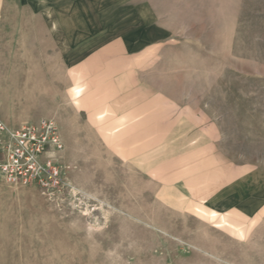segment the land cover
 <instances>
[{
    "label": "rangeland",
    "instance_id": "1",
    "mask_svg": "<svg viewBox=\"0 0 264 264\" xmlns=\"http://www.w3.org/2000/svg\"><path fill=\"white\" fill-rule=\"evenodd\" d=\"M123 2L148 41L81 72L0 0V118L63 143L60 188L0 181V264H264V0Z\"/></svg>",
    "mask_w": 264,
    "mask_h": 264
},
{
    "label": "crops",
    "instance_id": "2",
    "mask_svg": "<svg viewBox=\"0 0 264 264\" xmlns=\"http://www.w3.org/2000/svg\"><path fill=\"white\" fill-rule=\"evenodd\" d=\"M18 1L35 22L28 45L51 51L63 68L111 72L115 51L128 55L148 41L129 26L123 0Z\"/></svg>",
    "mask_w": 264,
    "mask_h": 264
},
{
    "label": "built area",
    "instance_id": "3",
    "mask_svg": "<svg viewBox=\"0 0 264 264\" xmlns=\"http://www.w3.org/2000/svg\"><path fill=\"white\" fill-rule=\"evenodd\" d=\"M62 149L53 120L11 127L0 118V181L21 187L35 185L46 193L60 188L63 170L57 155Z\"/></svg>",
    "mask_w": 264,
    "mask_h": 264
}]
</instances>
